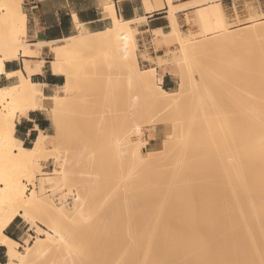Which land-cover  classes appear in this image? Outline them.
Returning <instances> with one entry per match:
<instances>
[{
  "label": "bare ground",
  "instance_id": "6f19581e",
  "mask_svg": "<svg viewBox=\"0 0 264 264\" xmlns=\"http://www.w3.org/2000/svg\"><path fill=\"white\" fill-rule=\"evenodd\" d=\"M150 1L144 0L147 9L153 8ZM153 1L154 7H162L160 0ZM192 1L175 6L170 0H166L165 9L169 13L172 34H165L160 29L154 30V33L163 38L171 37V41L175 39L172 42L177 41L179 36L175 35H179L181 31L175 12L177 8L191 7ZM22 2L23 0H0V75L5 73V61L16 60L19 55L23 60L21 70L6 73L8 78L16 77L17 82L0 85V246L6 249L7 261L4 264H31L35 254L39 257L42 254H51L59 248H64L70 253L68 259L72 260L68 262L71 264H91L90 259L96 254L95 252L90 255L93 248L96 249L97 256L95 255L94 259L96 263L92 261V264H264V22L252 27H238L235 30L224 28L219 34L204 36L199 43H195V40L203 36L202 34L185 35L183 38L188 37V40H180L179 37V52L182 56L189 58L194 53L201 52L203 58L210 60L205 61H208L209 65L204 62L208 66L207 71L203 68L200 70L205 72L202 71L204 75H201L205 76L202 80L207 79V86L213 89L212 92L211 89L208 91L215 100L198 99L194 101L196 104L193 103L197 106V102H200L201 107L197 106V109L195 107L191 110L193 103L192 107L189 105L190 109L184 106L191 103H188L189 100L187 103L184 101L187 93L183 83L186 82L175 91L166 90L160 85L155 88L151 83L154 69L138 67L134 37L136 27L131 25L136 19L123 20L116 17L112 2L109 1L105 7L112 18L110 27L99 32L80 33L46 43L24 40L26 16L22 10ZM211 6L214 7L212 12L203 13L201 17L223 20L221 2L212 3ZM43 46H50L52 52L49 61L50 72L64 79L60 89L63 94L45 96L42 92L44 85L32 80L33 75L42 71L43 60L34 58L39 56ZM210 50L216 52L212 53ZM209 56L215 57L214 62L217 64H214ZM199 57L200 60L202 57ZM205 64L200 65L207 68ZM85 66L91 67L97 87L102 86V79L108 80L107 83L105 80L103 82L108 85L105 87L107 91L110 84L115 92L111 93L115 94V97L110 98L112 106L121 101L123 92L130 93L132 102L127 110L132 117L137 115L135 118L139 117L140 120V115L146 117L147 113L158 109L171 112L172 115L174 113V117L182 112L177 116L179 120L175 123L172 120L177 117L173 119L171 114L169 117L167 115V118H156L152 122L155 125L171 127V132L163 137L162 148L150 149L147 156L143 155L140 146L131 149L129 158H133V161L141 159L140 166L144 170L142 173L148 175L145 178L143 175L142 179L136 178L135 174V178L132 176V179H129L132 173L127 172V202L117 201L118 188L121 186H116L118 180L111 181L113 185L109 189L112 190V199L107 208L113 209L114 215H111L112 218L109 216V213H113L110 209L106 215L113 219V225L111 220H104L107 223H104L105 226L110 229L101 227V220H98L100 228L94 225L98 219L97 215L94 216V211L92 216L96 220L91 218L92 223L89 221L91 213L87 215L93 208L96 210L94 205L99 206L105 202L98 203L104 199L95 198V201L89 198L90 201L78 196L74 209L68 211L63 207L54 209L49 198L38 194L34 186L27 193L24 181L33 180L38 156L44 151L52 150L47 140L50 136L38 130L32 146L28 147L22 145L14 134L16 120L27 118L31 111L42 109L43 99H48L51 103L52 120L56 119V112L64 106V102L69 100L72 103L77 100V89L83 79L88 78L83 76L82 79L79 73ZM217 91L226 95L223 94L226 99L224 107L222 103H218V100L222 101L223 98L220 96L221 92L217 96ZM206 93L209 95V92ZM95 94L101 97L103 92L99 93L101 95ZM136 98V106L133 107ZM212 104H221L223 108L220 110ZM97 105L98 102L96 107ZM148 121L150 123L152 120ZM128 138L126 141L129 143ZM138 140L139 144L147 143V140L143 141L140 137ZM125 147L129 148L127 145ZM90 149L86 148L85 153L91 151ZM93 150L88 155H93ZM112 152L113 150L108 154ZM96 155H93V158L97 157ZM101 155L100 153L102 159L106 157ZM110 158L106 157L103 161ZM136 161L131 164L137 166ZM106 162H103L104 165ZM65 164L62 165L64 170ZM93 164L96 166V163ZM137 164L139 166L141 163ZM115 165L112 164L118 167V173L120 167L117 163ZM106 167H103V170H106ZM61 170L63 171L54 169L46 172V176L41 179L42 184H58L66 174V171L64 173ZM95 170L99 171L98 175L102 172L94 169V173ZM109 170L111 171L110 168ZM88 172L93 179L91 171ZM103 173L106 175V171ZM111 174L110 176L113 175ZM77 175L81 176L79 173ZM107 179L109 180V176ZM110 179L113 180L112 177ZM94 180L91 182L95 184ZM98 180L101 179L96 181ZM91 182L90 187L85 183L89 187L84 189L85 192H96L97 197L107 192L105 195L109 196L106 188H98L96 184V188H91ZM109 184L107 185L110 186ZM40 211L46 214L50 229H39V236L33 243H26L22 248L23 252H19L21 244L7 236L4 229L15 217L20 216L28 221L30 213ZM84 218L90 225L86 220L84 222L88 226L84 222L79 224ZM109 221L112 227L108 224ZM91 224L94 225L92 229ZM88 229L93 231L91 234L96 237L95 240ZM87 238L92 239V242L94 240L95 244ZM71 239L74 240L72 244L68 241Z\"/></svg>",
  "mask_w": 264,
  "mask_h": 264
},
{
  "label": "rangeland",
  "instance_id": "374dc122",
  "mask_svg": "<svg viewBox=\"0 0 264 264\" xmlns=\"http://www.w3.org/2000/svg\"><path fill=\"white\" fill-rule=\"evenodd\" d=\"M164 1L166 4V0H164ZM170 1H171V3H174V2H179L181 0H170ZM193 1H192V3H193L192 6L189 7L190 10L187 11L188 13L185 16H182V18H180L179 15L181 14L180 11H182L183 9L177 8V10L175 12V15H176V18H177L178 24H179L178 27L181 31L179 33V35H175V36H177V37L179 36L181 38L180 40H188V37L186 39H184L185 35L194 34V33L195 34H202L203 36H199L198 38L196 37L197 40H195V43H196V41H197V43H199L200 41H202L204 36H208L211 34H219L220 30H222L224 28L229 29V30H235L238 27H252V26L260 24L261 22H264V0H243L241 2V4L239 5L240 11H238L239 9H237V7H234V16L232 18L230 16H229V18H227L226 13L224 14V11L222 8L223 20H209L208 18L201 17V15L203 13L212 12V10L214 8L213 6H211L212 3L221 2V0H198V2H196L197 0H193ZM199 1L201 3H202V1H205V2H203L201 4V3H199ZM168 19H169V13H168ZM80 33H84V32H79L78 34H80ZM170 33H171V26H170V29L168 30V33H165V34L169 35ZM135 35H136V31L134 33V37H135ZM179 37L177 38V41L172 42L175 39H172V41H171V39H170L171 37L170 38H166V37L163 38V36H157V34L153 32L152 44H153L154 52L156 54H161V56H158L155 59H150V57L145 55L144 51H141L138 49V45H137V41H136V37H135V43H136L135 53H136V58H137V65H138V67H140L142 69H145V68H153L154 69L153 78L151 77V79H152L151 83L153 84V86L155 88L158 85L164 87L161 84V80H162L163 75L166 73H170L176 81L174 84V87L172 89L164 88L166 90L175 91L180 87V85L183 82H186V83H183L184 88H185V92L187 93V94H185L184 98L186 100L184 99V101H186V103H187V100H189L188 103H190V102L191 103L188 105L184 104V106L188 107L187 109H190L192 106H194L193 108H191V110L194 109L195 107L197 109V106L199 108V107H201V106H199L201 104H200V102H199V104L197 102V106H195L196 102H194V101H198V99L199 100H205L206 99V100H212V101H213V99L215 100L214 96H213V99H212V96H210V93L212 92L213 89H211L210 86H207V83L205 82V80H207V79L202 80V78H205V76L204 77L202 76V75H204V74H202L203 70H200L203 68V69H205L204 71H207V69H208L207 65H209L208 61H210V60H208L207 57H204L205 58L204 59L202 57L204 55L200 54L201 52H198V53H199V55H201L202 60L198 59L200 57H199L197 52H196V54L194 53L193 56L191 55L192 57L190 56L189 58H188V56H186L187 58L182 56L181 53L179 52V48H180V44H179L180 42H178ZM200 37H202V38H200ZM196 38H194V39H196ZM194 39L192 40L193 42H194ZM24 40H26L28 42H33V41H30L28 39L27 35L25 36ZM219 49H220V47H219ZM210 51H212V53L216 52L213 50H210ZM217 51H219V50H217ZM178 55H179V57H178ZM18 58H22V57L19 55ZM51 58H52V52L50 50V46H46L43 49V52L41 50L39 56L37 58H34V60H43V66L42 67H44V69L49 70V61L51 60ZM141 58L142 59L148 58V60L151 62V64L150 65H144V63L140 61ZM213 58H214V60H213ZM186 59H189V61ZM211 59H212V62L214 64H217V62H214L215 57H212ZM206 60H208L207 61L208 63L205 62ZM216 61H218V60L216 59ZM199 63L205 64L207 68H204L203 65H200ZM210 66H214V65L210 64ZM204 71H203V73H205ZM79 73H80V76L82 79H83V76L88 77V78L86 80H84L85 79L84 78L81 85L77 89V94H78L77 100H74L71 103L69 100H68L69 101L68 102L67 99L65 98L67 102L66 103L64 102L63 103L64 106L63 107L61 106L62 108L60 107L61 109L58 112H56V119L55 120H52L53 112L51 114L52 110H51L50 101L48 99H43V105L44 106L39 111H41L43 113V116L49 117L52 120L53 125H54V130L52 132V135H50V137L47 138L49 145H50V149H52V150L44 151L38 156V165H37L36 169L34 170L33 180L31 182L24 181V183L26 185L27 193L34 186V188H36L38 194H41L42 196L44 195L45 197L49 198V201L53 204L54 209H57V210L60 207H63L68 211H72V209H74L75 201H76V198H78V196L80 198L85 199V200H86V198H88L87 200H90V199L95 200V198H97V200H98V198L104 199V200L98 201V203L105 201L102 203L103 205L102 204L99 206L94 205L93 207H96V210H93V209H95V208H93L92 211H90L87 214L89 216L91 213V216L89 217V219H90L89 221H91V218L93 219V217L95 215H97L96 219L98 218L97 222H98V220H99V222L103 221L102 222L103 226L99 222H98L99 224H97V222H95V223L93 222L94 225H97L98 228H100L99 227L100 225H101V227H106L104 223H106L105 221H107V220H111L112 221L111 224L113 225V219H109V216L112 218V216L114 215V211L111 208H107L110 206L111 199H112V196L110 195V192L112 190L110 191V189H109L111 187V185H113V182H111V181L118 180L119 184L117 183L116 186L119 185V187L120 186L121 187H120V189L118 188V197H117L118 200L117 201L118 202L120 201L122 203L125 202L127 200L126 195H128L127 193L129 191V189H127L128 184L125 185V182H128L127 180L132 179V176H133V178H135L136 176H137L136 178H142L143 175H145L144 176V178H145L148 175V173H145V174L142 173V172H144V170L141 167L142 166L141 159H137L139 161H136V159H134V161H133V158H129L131 149L135 148L137 146H140V148L142 146H144L142 144H139V140H138L139 137L141 140H143V139L147 140L149 137V133L153 130V128L155 126H159L160 130H162V133L160 135L161 138L159 140V144L156 146L155 149L162 148L163 137H165L166 135H168L171 132V127L169 125L168 126H166V125H155L152 122L156 118H164V117L167 118V115L169 117L171 112L169 113V112H166L162 109H158L156 111H153V112L150 111L149 113H147L148 114L147 115L148 117L146 116L147 118L145 116L141 117V115H140V120H139V117H138V119L135 118V116L137 117V115H134V113H133L134 116L132 117L130 115V112H128V110H127L128 106H130V103L132 102L131 101L132 99L129 95L130 93H124L123 92L121 95V97H122L121 101H118L115 106H112L110 104V98L115 97L114 96L115 94L111 95V93L112 92L115 93V92L112 90V87L110 84H109L110 88H108L110 91L109 90L107 91V88H105V87H108V85H105L103 82L105 80L107 83L108 80L102 79V83H103L102 86L105 85L103 88L104 90H102V86L97 87V85L94 81V78H93L94 74L91 71V67L86 68V66H85L83 69L79 70ZM206 77H207V75H206ZM63 81H64V79L62 78L61 83H63ZM15 82H17V78L12 77L11 80H9V82H7L6 84H4V82L0 81V85H9V84H12ZM99 85H101V83ZM197 85H198V87H197ZM199 86L202 89V93H201V89L199 88ZM207 87H209V89ZM61 88H62V84L59 88L58 87L55 88L54 93L63 94L60 91ZM210 89H211V92L208 91ZM217 90H219V89H217ZM102 92H103V95H101ZM206 92H209L208 93L209 95H207ZM219 92H221V91H219ZM219 92L217 91V94H218L217 96H219ZM95 93H98V94L101 93V94H99V95H101V97L96 96L97 94H95ZM223 94L224 93H222L220 95L221 98L224 97ZM198 95H200L199 96L200 98L198 97ZM217 96H216V98L218 99ZM98 97L101 98L102 100H100ZM208 97H209V99H208ZM191 99H193V100H191ZM225 100L226 99H224V98L222 99L223 102L221 100H220L221 102L218 100V103H222V105L224 107ZM97 102H98V105H97L98 107H96ZM136 102H137V98L135 99V101L133 103V107L136 106L135 105ZM99 103H101L100 107H99ZM128 103H129V105H128ZM215 103H217V102H215ZM72 104H74V105H72ZM191 104H192V106H191ZM220 105L221 104H218L216 106L213 105V106L216 108H220V110H221V108H223V107H221ZM217 106H219V107H217ZM173 112H174V110H173ZM218 112H219V110H218ZM177 113L179 114V112H176V114ZM180 114H182V112ZM180 114L177 116H180ZM173 115H174V113H173ZM173 115L171 116L173 119L177 117V116L174 117ZM148 119L150 121L151 120L152 121L149 123ZM177 119L179 120V117H177L176 120H172V121L175 123L176 121H178ZM135 120H138V121L136 122ZM147 123H149V124H147ZM163 128H164V130H163ZM167 129H169V130H167ZM141 131H142V133H141ZM127 138L130 140L129 143L126 141ZM125 141H126V143H125ZM136 141L138 143L135 144ZM131 143H132V145H131ZM32 144H33V142L31 144H29V146H32ZM126 145L129 146V148L127 147L128 149L126 147H125L126 149L124 148V146H126ZM94 146H95V148H94ZM100 146H101V148H100ZM106 146H108V147H106ZM92 147L94 149V150L93 149L92 150L95 153L92 152L91 154H93V155L97 154L96 155L97 157L93 158V155H88V153L90 154V152L92 151L90 149ZM86 148L90 149L91 151H88V153H85V152H87ZM96 148L98 150H96ZM108 148H109V150H108ZM110 148H111V150H110ZM78 150H79V152H78ZM112 150H113V152L111 154H108V152L110 153ZM149 150L150 149H148V148L146 150H144L143 155L147 156V152ZM104 152H105V154H104ZM80 153L81 154L85 153V154L80 155ZM100 153L104 156L106 155L107 158H109V157L113 158L112 156H114V158H115V159L113 158L114 162L111 158L107 159L106 160L107 162L105 160L103 161V159H106V157L105 158L103 157V159H102L99 156ZM106 153L108 154V156L109 155H111V156L108 157ZM114 153L116 154V156ZM77 154H78V156H77ZM98 156L100 158H98ZM87 157H88V159H87ZM55 158H57V159H55ZM96 158L98 160H96ZM86 159H87V161H86ZM93 159H95L96 162ZM63 160H65L66 164H65V162L63 163ZM82 160H84V161H82ZM110 160L112 161L111 163H110ZM128 160H129V162H128ZM135 161H136L135 165H137V166H134L133 164H131L132 162L134 163ZM87 162H89V164L90 163H92V164L96 163V166L94 164L93 165L90 164L91 165L90 166L89 164H87ZM103 162H106V164L104 165ZM137 162H139L141 164H139V166H138ZM115 163H117L120 167L118 173H117L118 167H114V166H116ZM63 164H65V170H64V167L62 166ZM97 164H99V167H97ZM109 164L111 165V167H109L110 166ZM112 164H114V166H112ZM127 164H128V166L126 167ZM107 165H109V166L106 167ZM101 166H102V168L100 170ZM129 166H130V168H129ZM133 166H134V169L138 167V169H137L138 172L136 169L134 172H133L134 169L131 170V167H133ZM92 167H93V169H92ZM103 167H106V170L105 169L103 170ZM108 168H110L111 171H113V173L110 170L108 171ZM54 169H63L64 173L66 171V174L63 175V180L65 179V176H66L65 181L60 180L58 182V184H56L57 186L56 185L54 186L53 184H45V185L42 184L41 179H42V177L46 176L45 173L50 172ZM94 169L100 170V172L102 171L101 174L104 171H106V175H104L105 173H103V175L100 174L101 175L100 176L97 174L99 171L97 172L95 170V173H94ZM112 169H116V170H112ZM89 170L91 171L90 173L92 174L93 179H95L94 181H95L96 186L98 185L97 186L98 188H104V189L106 188L105 190L109 191V196L105 195L107 192H104L103 195L100 194V196H104L102 198L99 195H98L99 197H97L96 192L90 191V192H92V194L85 192L87 190V188L89 189V187L91 186L90 182H91V180H93V179H91L92 177L89 176L90 175L88 172ZM108 172H110V173H108ZM127 172L129 174H130V172L132 173L129 176L131 178H129L127 176V174H128ZM78 173L81 175L80 177H79V175H77ZM110 174L112 176H110ZM115 174H117V175H115ZM135 174H136V176H135ZM108 176H109V180L107 179ZM84 177L86 178V181L88 180V178L90 179L87 181V182H89L88 184L86 183ZM98 177H100V178H98ZM110 177H112L113 180L110 179ZM115 177H116V179H115ZM77 178L78 179L81 178L80 181ZM127 178H129V179H127ZM97 179H101V180L100 181L98 180L99 181L98 182V181H96ZM105 179H107V181L109 183L110 182L111 183L110 184L106 183L107 181ZM83 180H84V182H83ZM85 183L89 187H87V185H85ZM104 183H105V185H104ZM91 184H93L92 185L93 187H91V188H96L94 183L91 182ZM107 184H109L110 186H108ZM83 186H84V188H83ZM125 186H126V188H125ZM84 189H86V190H84ZM91 190H93V189H91ZM124 191H127V192L125 193ZM87 193L91 196H88ZM124 197H126V198H124ZM119 198H121V200ZM97 200H95V201H97ZM114 200H116V199H114ZM94 203H96V202H94ZM102 208H104V209L102 210ZM109 209L112 210V211H110V212H113L112 214L109 213ZM104 210H106V211H104ZM102 211H103V214H102ZM92 212L94 213V216H92L93 215ZM106 212L109 213V216H107L108 214L106 215ZM98 215H100V216H98ZM99 217H100V219H99ZM96 219H93V220H96ZM85 220L86 219L84 218V220L83 221L81 220V222L79 224L81 225ZM89 221L86 220V222L90 225ZM111 221L108 222L109 225H111L110 224ZM16 223H19V230H20L19 236H18V238H16V240L21 244V246L18 248L19 252H23L22 248L26 243H30V244L33 243V241L39 236V229H41V228L45 229V230L50 229L49 228V226H50L49 220L43 211L30 213L28 221H25L20 216L16 217ZM87 223H85V224H87ZM91 223H92V221H91ZM88 224H87V226H88ZM80 225H78V227L81 228L82 226H80ZM94 225L91 224V229ZM106 225H107V223H106ZM112 225H111V227H112ZM106 228H108V227H106ZM84 229H85V227H84ZM108 229H110V227ZM93 230H94V228H93ZM91 233H93V231L90 232V230H89V234H91ZM86 235L88 237V233ZM91 236L94 239L95 236H93V234H91ZM87 240H88V238H87ZM89 240H90V238H89ZM94 240H93V242L91 241V243L95 244ZM26 241H28V242H26ZM68 241H71V244H72L74 240L72 241V239H71ZM93 249L92 250L94 252L91 251L90 255H92L93 253L96 252L95 255L97 256L96 249L95 248H93ZM56 250H55V252H53L51 254L46 253V254H42L41 256L38 255L39 257H36L37 255L35 254V256H34L35 258H33L31 261L32 263L31 262L30 263L31 264H67L68 261L72 260L71 259L72 257L70 258L71 260L68 259V257L70 256V253H68V251L66 249L59 248V250L58 249H56ZM95 255H93L94 258H91V256L89 257V259L91 258L90 259L91 264H92V261H94V259H96ZM66 259H68V260H66ZM68 264H71V262L70 263L68 262Z\"/></svg>",
  "mask_w": 264,
  "mask_h": 264
},
{
  "label": "crops",
  "instance_id": "0c3cea01",
  "mask_svg": "<svg viewBox=\"0 0 264 264\" xmlns=\"http://www.w3.org/2000/svg\"><path fill=\"white\" fill-rule=\"evenodd\" d=\"M113 3V11L116 17L123 20L136 19L131 25L136 29V41L138 49L144 51L150 59H155L161 54L154 52L152 40L154 30H162L168 33L170 22L168 10L164 0H160L162 7H154L155 2L150 1L153 8L147 9L144 0H23L22 10L26 16V35L30 41L35 43L55 42L63 38L73 36L79 32L93 33L102 31L112 25L111 15L105 10L108 2ZM191 0H181L172 3L181 5ZM243 0H221V5L227 18L234 16V7L239 9ZM207 9V8H206ZM190 8L180 11V18L185 16ZM240 11V9L238 10ZM46 46L42 47L43 49ZM161 50V49H160ZM144 65H150L148 58L140 59ZM23 67L22 58L4 62L5 73L0 75V81L6 84L11 80L6 76L8 72L21 70ZM62 76L52 74L48 69L42 67L39 74L32 76V80L42 83V92L45 96L54 94L55 88L61 86ZM175 79L170 73L163 75L161 84L163 88L172 89ZM37 126V128H36ZM41 130L49 136L52 135L54 125L52 120L43 116L41 111H31L27 118H20L15 123V136L22 142V145L29 146ZM162 130L155 126L149 133L146 145L141 147L144 150L155 149L159 144ZM19 217V216H17ZM4 233L12 239L18 238L20 230L16 217L6 226ZM7 261L6 249L0 246V263Z\"/></svg>",
  "mask_w": 264,
  "mask_h": 264
}]
</instances>
